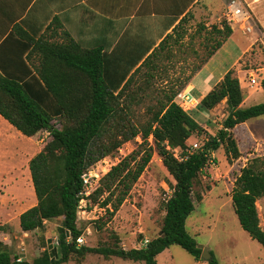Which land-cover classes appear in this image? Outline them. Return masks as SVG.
Listing matches in <instances>:
<instances>
[{"label": "trees", "instance_id": "1", "mask_svg": "<svg viewBox=\"0 0 264 264\" xmlns=\"http://www.w3.org/2000/svg\"><path fill=\"white\" fill-rule=\"evenodd\" d=\"M190 17L187 13L173 32L181 29ZM223 30L216 29V33L229 38L232 34L230 27ZM168 38L170 36L159 48ZM12 40L13 48L20 50L21 58L19 65H0V117L27 138L42 131L50 137V141L28 163L36 204L19 216V228L29 233L42 230L46 221L61 219L62 222L56 247L59 259L46 249L31 263L17 262L18 258L0 244V264H65L72 254L77 259L97 254L106 259L115 257L133 263L157 264L156 257L171 246L180 247L195 261H200L201 249L186 230V221L194 211V180L206 166L208 152L223 147L229 162L240 158L233 129L250 119L264 116V104L241 108L243 94L239 81L228 71L198 106L211 111L225 102L228 112L220 130L206 141L196 139L201 151L178 162L166 151V143L171 148L184 150L194 138L193 134L203 132L189 113L173 104L174 97L188 81L178 91L173 88L163 91V96L157 98L155 106L149 110L150 121L141 132L125 124L114 126L119 112L130 110L137 101V91L142 88H137L136 76L143 67H150L149 57L135 68L141 58L130 65H117L112 53H102L98 48H81L68 36L62 43H53L14 30L4 42ZM221 45L218 42L216 49ZM25 53L24 60L35 57L37 64H32L31 68L25 65ZM145 74L142 85L147 87L152 75L150 72ZM261 87L264 90V81ZM138 135L144 143L150 135L153 137V147H149L161 158L174 181L172 193L164 204L165 214L159 235L148 241L145 247L127 251L78 245L81 231L77 228L76 219L79 193L82 191L81 176L89 167ZM119 136H122L121 140H117ZM151 155L132 153L120 161L100 180L92 200L95 201L99 193L107 192L111 198L118 192L113 205V211L116 210L131 184L143 173ZM263 197L264 157H256L249 160L235 178L231 203L241 229L264 249V231L260 228L256 210V202ZM105 201L104 206L109 202L108 199ZM210 256L207 264H217L211 253Z\"/></svg>", "mask_w": 264, "mask_h": 264}, {"label": "rangeland", "instance_id": "2", "mask_svg": "<svg viewBox=\"0 0 264 264\" xmlns=\"http://www.w3.org/2000/svg\"><path fill=\"white\" fill-rule=\"evenodd\" d=\"M243 1L255 20V24H251L253 31L251 34L244 35L242 31L232 30L233 39L216 55L213 65L205 71L208 75L210 71L212 72V80L206 88L196 94L197 98L205 95L213 82L220 79L231 64L238 60L229 72L233 73L232 77L237 78L238 81L241 80L243 96H246L248 91L253 94L252 100L247 102L245 107L264 104V91L259 92L261 83L264 81V0ZM229 2L230 0L203 2L204 7H207H203L199 18L189 19L185 26V62L178 66L157 69L143 67L136 76V86L142 88L137 91V101L132 104L130 110L119 112L114 126L125 124L128 128H136L141 132L150 121L149 110L153 109L157 98L163 96V91L171 88L180 90L181 85L189 81L201 69L203 63L215 52L217 43L226 41L222 35L216 33V29L223 30L228 26L224 12ZM243 48L245 54L237 59ZM149 72L152 78L148 79L149 84L144 87L143 79L145 73ZM252 73L259 83L257 87L248 85ZM189 114L203 129L201 134H193L195 139L202 142L209 136H215L220 130L226 107L223 103L211 111L198 107ZM1 120L0 204L5 208L3 211L8 217V223L0 222V244L6 246L16 258L21 257V261L31 263L48 249L47 241H50L56 250L55 255L52 253V256L59 259L60 255L56 247L62 220L46 221L42 230L24 233L19 228V221L15 219L16 213L12 212L13 203L11 202L9 207L5 204L6 200L10 202L11 199L17 203L22 201L23 195L19 190H22L24 195H29L26 189H16V185L17 188H23L25 177L32 184L29 169L26 171V168L30 159L50 141L49 134L42 131L34 137L27 138ZM249 122L259 130L264 127V116L250 119ZM113 135L116 139L114 133ZM121 139L122 136L117 137V140ZM259 150L260 154L264 152L262 148ZM249 152L253 153V150L245 151L239 159L229 162L224 148H219L213 152L212 163L207 162L194 180L192 189L194 211L187 219L186 230L195 239L201 252L206 250L207 253H211L217 264H264V249L241 229L231 203V190L240 170L249 160L264 157L247 156ZM132 153H138L139 156L151 153V160L138 180L131 184L124 201L116 210L113 211V205L118 192L111 198L109 193L104 192L97 194L95 201L92 200L91 206L86 209L88 213H82L83 210L77 214L76 225L81 231L82 239L80 246L122 248L127 251L142 248L145 240L151 241L159 235L165 214L164 204L172 193L174 181L165 170L161 158L147 143L139 144L135 139L130 140L109 156H116L122 161ZM96 164L89 169L97 168L100 172L101 166ZM102 179L103 177H100V180ZM197 197H200V200H197ZM107 199L109 202L104 206ZM32 204H36L35 194ZM256 210L260 228L264 231V197L256 202ZM156 263L207 264L203 260L195 261L177 246L164 250L156 257ZM65 264L143 263H133L115 257L106 259L97 254H89L82 259H77L72 254Z\"/></svg>", "mask_w": 264, "mask_h": 264}, {"label": "crops", "instance_id": "3", "mask_svg": "<svg viewBox=\"0 0 264 264\" xmlns=\"http://www.w3.org/2000/svg\"><path fill=\"white\" fill-rule=\"evenodd\" d=\"M205 1L0 0V65L14 66L20 64V50L16 51L13 48L14 41L12 40V42L6 44L4 42L9 33L16 30L53 43H62L68 36L81 48H98L102 50V53L108 55L112 53L114 64L117 65H130L134 60L141 58L136 63L135 68H138L149 57V66L155 69L178 66L185 62V26L188 21L182 24V28L178 29L176 33L173 31L187 13L191 15L188 20L199 18ZM167 36H170V38L166 39V43L162 48H159V45ZM233 36L234 32L188 81L186 86L193 89L192 94L196 98V94L206 88L212 80V72L210 71L208 75L205 71H208V67L213 65L216 55L226 47L228 42H231ZM26 54L23 56V60ZM244 54L243 48L237 59L242 58ZM24 61L29 68L32 64H37L35 57ZM237 61L231 64L220 79L213 82L207 93L222 80ZM239 85L242 92L241 80ZM262 91L264 90L261 87L259 92ZM205 95L198 99L201 101ZM252 98L253 94L248 91L246 96H243L240 107L246 108V103ZM222 103L225 105L224 101ZM227 112L226 109L224 118ZM3 121L7 123L5 120ZM263 131L264 127L257 130L250 125L249 120L233 129V136L241 155L245 151L253 150V153L249 152L247 156H264V152L258 153L260 148L264 149ZM27 169L28 167L26 171ZM16 189H26L29 192V195H24L23 191L19 190L23 195V199L19 203L14 202L13 199L10 202L7 200L5 202L8 207L11 202L13 203L11 205L13 206L12 212L16 213L15 219L19 221V216L35 205L32 204L34 203V191L31 182L26 177L24 178L23 188H17L16 185ZM3 210L5 211V208L0 204V222L3 221L6 224L8 223V217Z\"/></svg>", "mask_w": 264, "mask_h": 264}, {"label": "built area", "instance_id": "4", "mask_svg": "<svg viewBox=\"0 0 264 264\" xmlns=\"http://www.w3.org/2000/svg\"><path fill=\"white\" fill-rule=\"evenodd\" d=\"M224 18L230 27L231 30L242 31L244 35L251 34L253 29L251 24L254 23V18L251 11L244 3L243 0H230L227 4ZM249 86H259L256 78L253 73L250 75L248 80ZM193 89L188 86L180 90L173 99V104H175L180 110L184 113H190L198 108L200 100L193 96ZM137 143H142V138L137 136L135 138ZM147 143L150 147H153V137L150 135L147 139ZM166 151L171 154V156L178 162L186 160L187 156L196 154L198 151H201L199 141L192 139V142L187 146L186 149L182 150L179 147L171 148L166 143ZM213 152H208V162L212 163ZM121 160L118 157L106 156L101 159L97 164L101 166L100 172L97 168H90L81 176L82 180V191L79 193V202L77 207V214L88 213L87 207H90L92 204V196L96 189L99 187L100 177L105 176L114 166H116ZM101 173V174H100ZM97 187V188H96ZM78 245L82 244L81 237L77 239ZM148 243L145 240L142 243V246L145 247ZM21 258V257H20ZM18 258L16 261L20 262L21 259Z\"/></svg>", "mask_w": 264, "mask_h": 264}, {"label": "water", "instance_id": "5", "mask_svg": "<svg viewBox=\"0 0 264 264\" xmlns=\"http://www.w3.org/2000/svg\"><path fill=\"white\" fill-rule=\"evenodd\" d=\"M47 244H48V250L51 251V252H50V255H52V253L55 255L56 250H55V248H53V246L50 244V241H47ZM200 259L203 260V261L208 262V261L211 259V256H210L209 253L206 252V250H203V252H201Z\"/></svg>", "mask_w": 264, "mask_h": 264}]
</instances>
